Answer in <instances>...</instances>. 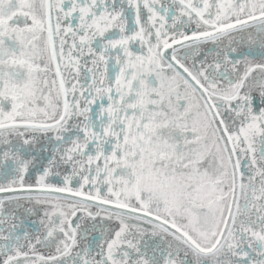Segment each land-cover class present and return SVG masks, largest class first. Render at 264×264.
I'll return each mask as SVG.
<instances>
[{
	"label": "snow or ice",
	"instance_id": "1",
	"mask_svg": "<svg viewBox=\"0 0 264 264\" xmlns=\"http://www.w3.org/2000/svg\"><path fill=\"white\" fill-rule=\"evenodd\" d=\"M0 264H264V0H0Z\"/></svg>",
	"mask_w": 264,
	"mask_h": 264
}]
</instances>
